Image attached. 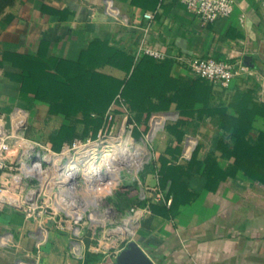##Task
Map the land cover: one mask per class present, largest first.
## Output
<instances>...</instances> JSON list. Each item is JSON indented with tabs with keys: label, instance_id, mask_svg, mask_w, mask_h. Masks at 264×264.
<instances>
[{
	"label": "crops",
	"instance_id": "obj_1",
	"mask_svg": "<svg viewBox=\"0 0 264 264\" xmlns=\"http://www.w3.org/2000/svg\"><path fill=\"white\" fill-rule=\"evenodd\" d=\"M110 1V12L105 0L11 2L0 15V110L39 104L15 78L22 72V54L82 63L93 59L96 70L127 83L135 101L143 100V106L138 103L140 108L131 110L134 113L167 101L165 108L155 110L170 116L163 126L166 132L157 140L162 144L157 153L169 167L184 165L189 194L182 200L174 193L170 209L165 198L147 190L151 213L136 242L157 264H264V182L235 165V143L243 139L232 132L243 128L249 141L264 133V104L247 92L257 87L256 82L245 77L227 86L213 84L191 76L175 62L158 63L138 54L145 36L152 47L173 55L232 61L250 56L248 65L264 73V0H236L231 16L207 25L175 0ZM150 10L155 18L148 24L143 13ZM177 124L188 129L180 139L170 131ZM215 163L223 177L210 186L200 184L199 177ZM164 178H169L166 185ZM170 179L175 183L158 163L147 169L145 185L166 189ZM36 229L21 210L0 203V234L11 231L18 244L0 246V264L33 261ZM87 253L84 258L71 255L68 234L52 229L39 264L113 262L94 253L87 262Z\"/></svg>",
	"mask_w": 264,
	"mask_h": 264
},
{
	"label": "built area",
	"instance_id": "obj_2",
	"mask_svg": "<svg viewBox=\"0 0 264 264\" xmlns=\"http://www.w3.org/2000/svg\"><path fill=\"white\" fill-rule=\"evenodd\" d=\"M159 1L161 4L163 0ZM175 1L183 4L205 25L231 16L236 4V0ZM105 3L107 11H112L111 1L105 0ZM143 17L150 24L155 18V11H145ZM138 48L140 55L150 56L157 61L172 59L191 76L213 84L227 86L237 78L251 77L257 84L253 91L254 100L264 104V73L241 59L232 61L211 55H173L152 47L145 36L141 38ZM116 101L124 107L120 135L127 131L131 133L127 128L137 122L129 103L120 93ZM91 114L98 115L96 112ZM104 115L113 119L112 106ZM161 117L165 120L169 115H152V126ZM29 120L30 111L25 106L16 105L0 110V203L21 210L27 220L37 225L32 253L34 260L18 259L16 264H39L52 229L68 234L71 255L84 258L86 252H91L114 261L130 241L136 240L144 218L151 213L147 190L155 191L158 197L165 198V202L170 204L172 196L167 195L169 185L166 189L145 185L146 192L140 200L115 219L109 206H99L100 197L95 193L112 182L109 184L99 175L95 180H88L95 163L103 155H96L97 145L100 144L87 139L64 142L59 148L51 147L29 136ZM86 236L90 240L88 244ZM0 246H18L11 231L0 234Z\"/></svg>",
	"mask_w": 264,
	"mask_h": 264
},
{
	"label": "rangeland",
	"instance_id": "obj_3",
	"mask_svg": "<svg viewBox=\"0 0 264 264\" xmlns=\"http://www.w3.org/2000/svg\"><path fill=\"white\" fill-rule=\"evenodd\" d=\"M1 1L2 0H0V3ZM8 5H0V15L3 14ZM35 98L38 100L39 104L26 106L30 111L28 134L30 137L46 143L51 147H60L64 142L70 143L75 140L84 141L90 139L100 144L97 145L96 155L100 156L103 154L101 156V158H103L106 152L113 153L116 152L120 146H124L126 143V139L124 138H126L127 134L129 135L128 138L135 141V143H142L143 140L145 141V145L149 151V157L146 161L142 165L133 164L131 167L121 165L118 174H115L112 178L103 179L107 180L109 184L112 182V184L104 185V188L97 189L95 192L100 197L98 201L99 206H109L113 211V217L115 219H118L127 208L140 200V197L145 191V176L147 169L153 170L154 165L158 163L161 168H163V166L166 167L169 174L171 173V176L175 178V183L172 185V189L175 190L174 192L180 195L181 198L188 196L189 191L186 190L188 177L185 173L184 165L181 164L177 167H169L168 161L161 160L157 153L158 149L162 147V144H158L157 140L163 135L164 131L166 132V129L162 127L163 117L157 119L158 123H160L159 125H162V128L152 126L151 118L154 114L164 116V114L168 113H164V111L150 112L149 110L145 111V109L141 111L135 110V113L132 111L133 117L137 123L133 127L127 128L131 130V133L127 131L120 135L122 123L114 117L113 119H109L105 117L104 114L94 116L90 111H84L77 104H68L54 94H49L42 98L35 96ZM134 114H137L138 117ZM174 116V114L171 116V120H175ZM168 120L170 121V119ZM166 121L167 119L164 120V123H166ZM170 131L175 138L180 139L185 137L188 129L177 124V126H174ZM257 138L258 135L256 136V139ZM208 146L209 145H207V147ZM214 146L221 149L220 145ZM165 147L167 149L171 148L169 144ZM244 148H255L259 151L262 147L258 143H253L244 144ZM251 153H253V151H251ZM98 161L97 163H99ZM194 168H197V166ZM116 179L118 182H116ZM53 230L55 231L56 229ZM86 239V243L88 244L90 241L89 237L86 236Z\"/></svg>",
	"mask_w": 264,
	"mask_h": 264
},
{
	"label": "trees",
	"instance_id": "obj_4",
	"mask_svg": "<svg viewBox=\"0 0 264 264\" xmlns=\"http://www.w3.org/2000/svg\"><path fill=\"white\" fill-rule=\"evenodd\" d=\"M13 2V0L1 1L0 5L5 6ZM90 59L86 63L82 61H71L61 58H45L42 55L22 54L18 65L22 72L15 76L20 82L21 88L25 91H30L35 96L42 98L49 94H54L61 98L68 104H77L84 111L96 112L104 114L111 106L114 112L113 117L121 121L124 114V107L118 102L117 95L120 93L129 103L131 110L143 106V100L135 101V97L127 90V83L121 82L119 79L102 73L96 70V63ZM155 62L162 63L165 61H172V59H164ZM202 79V78H199ZM205 80V79H203ZM254 90H249L248 95L254 100ZM140 105H139V104ZM193 103V102H192ZM191 103V104H192ZM168 102H161L160 106H153L149 111H155L159 108H165L164 105ZM137 116V114H136ZM138 117V116H137ZM236 137H242V142L235 143L236 160L235 165L245 168L247 173L255 178V180L264 182V133H260L257 139L245 140V130L238 128L232 131ZM258 143L261 145V150L257 151L255 148L246 149L244 144ZM59 148V147H56ZM253 151V153H251ZM230 172L228 168L225 174ZM221 169L217 167L216 163L209 167L208 174L199 177V183L204 185H212L217 182L218 178L223 177ZM164 178L166 185V180ZM168 183L169 188L167 195L172 196L170 209L175 205V193L172 189L173 181L170 179ZM199 192L193 193V196ZM187 198V197H186ZM181 198L182 200L186 199ZM178 200V199H177ZM94 254L88 252L86 255L87 262L92 261Z\"/></svg>",
	"mask_w": 264,
	"mask_h": 264
},
{
	"label": "bare ground",
	"instance_id": "obj_5",
	"mask_svg": "<svg viewBox=\"0 0 264 264\" xmlns=\"http://www.w3.org/2000/svg\"><path fill=\"white\" fill-rule=\"evenodd\" d=\"M164 121V120H163ZM157 120L153 122L154 127L160 128ZM126 135V143L124 146H120L116 152H106L99 163H95L94 170L90 173L88 180H95V177H102L103 179L112 178L115 174H118L121 165L125 167H131L133 164L142 165L149 157V151L145 145V141L142 143H135V141L128 138Z\"/></svg>",
	"mask_w": 264,
	"mask_h": 264
},
{
	"label": "water",
	"instance_id": "obj_6",
	"mask_svg": "<svg viewBox=\"0 0 264 264\" xmlns=\"http://www.w3.org/2000/svg\"><path fill=\"white\" fill-rule=\"evenodd\" d=\"M251 57L246 56L245 62L250 64ZM109 264H157L136 240L130 241Z\"/></svg>",
	"mask_w": 264,
	"mask_h": 264
}]
</instances>
